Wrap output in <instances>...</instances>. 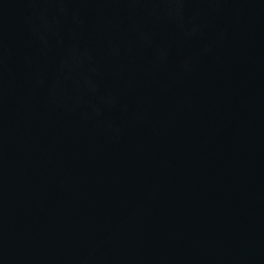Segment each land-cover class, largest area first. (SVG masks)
<instances>
[{
  "label": "water",
  "instance_id": "water-1",
  "mask_svg": "<svg viewBox=\"0 0 264 264\" xmlns=\"http://www.w3.org/2000/svg\"><path fill=\"white\" fill-rule=\"evenodd\" d=\"M0 264H264V0H0Z\"/></svg>",
  "mask_w": 264,
  "mask_h": 264
}]
</instances>
